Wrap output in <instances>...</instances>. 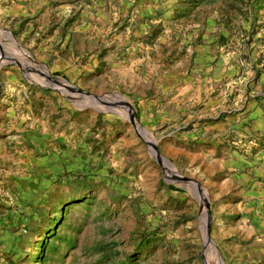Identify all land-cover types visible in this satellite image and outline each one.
Instances as JSON below:
<instances>
[{
	"label": "rangeland",
	"instance_id": "374dc122",
	"mask_svg": "<svg viewBox=\"0 0 264 264\" xmlns=\"http://www.w3.org/2000/svg\"><path fill=\"white\" fill-rule=\"evenodd\" d=\"M36 1L103 32L51 42L36 26L57 11ZM102 1L0 0V264H40L48 238L44 264H264L243 215L264 160V0ZM186 51L216 86L156 105L138 78L157 86Z\"/></svg>",
	"mask_w": 264,
	"mask_h": 264
},
{
	"label": "crops",
	"instance_id": "0c3cea01",
	"mask_svg": "<svg viewBox=\"0 0 264 264\" xmlns=\"http://www.w3.org/2000/svg\"><path fill=\"white\" fill-rule=\"evenodd\" d=\"M143 3V0H138ZM159 0H144L143 5H148L149 7L152 5V8L158 9V8H166L169 4L167 1L160 2V4H156ZM102 2L105 3V0ZM132 2V1H131ZM146 2H149V4H146ZM35 4H41L40 6L43 8L44 11H47L50 15L51 13H55V10L57 11L55 14L57 15L56 19L53 20H46L42 18L41 22L36 26L39 30H47L48 26L50 27L49 31V37L48 40L51 42L54 41H60L64 42V45L66 42H72L74 41L73 46L75 48H78L76 41L80 38V35L82 34L84 37L88 38H95L98 37V35L103 32V26L101 27L97 26L99 20L96 19L95 25L90 27L86 32L81 33L82 31V25L80 26L77 23V21H72V23H67L66 18V11L67 7L63 8V4H59L58 6L50 5L49 3L36 1ZM140 6V4H139ZM37 12H33V15L35 16ZM52 17V16H51ZM91 19H93V16H91ZM159 19L158 21H160ZM44 27V29H42ZM71 47V46H70ZM177 54L174 56V59L171 60V63L169 64L171 66V69L173 70L172 73L168 72L162 76H160V83L155 86L156 84H151L149 80L138 78L139 81H143L142 87L146 91L147 97H150L151 100L156 104H164V103H171L175 104L176 106L182 105L185 102H195L200 100V94L202 92V87L205 86L207 90L210 91V89H213L216 86V83L218 81L217 78H213L212 84L209 85V81L207 80V83H203V74L205 73L201 69V65H196L195 63L192 65L190 62V59H193L195 62L197 59L192 58L190 51H186L185 54L183 52H176ZM73 55V51L69 55V57ZM209 56H207L208 58ZM199 61V60H198ZM125 62V60H124ZM134 62L131 63V65ZM134 65V64H133ZM132 69V67H130ZM216 73L214 72L210 73V77L213 75L216 77L222 72V67L219 66L216 68H213ZM219 69V70H218ZM220 76V75H219ZM146 78V77H145ZM208 78V77H207ZM147 79V78H146ZM175 81L176 85H171L168 81ZM198 81V82H197ZM206 81V80H205ZM168 82V83H166ZM213 87V88H211ZM217 146L216 143L214 145ZM256 158L260 157V154H257L255 156ZM234 157H232V160ZM262 162H260L261 164ZM255 172H257L260 177H256L254 180L251 181L252 190H250L252 197V203L249 204L247 207L248 209L243 212L244 216H247L248 220H252V225L254 228V231L263 232L264 231V160L263 163L260 166H256L254 168ZM261 179V180H259ZM246 181V179H244Z\"/></svg>",
	"mask_w": 264,
	"mask_h": 264
},
{
	"label": "water",
	"instance_id": "95a60500",
	"mask_svg": "<svg viewBox=\"0 0 264 264\" xmlns=\"http://www.w3.org/2000/svg\"><path fill=\"white\" fill-rule=\"evenodd\" d=\"M6 32H8V33L12 36V38H15V35H14L13 32H9V31H6ZM28 56L30 57V55H28ZM73 87H74V89H76L78 92H80V93H82V94H87V95H88V93H87L86 91H84V90H82V89H80V88H78V87H76V86H73ZM96 98L99 100V102H105V100H104L103 97H101V96H97ZM125 105L129 106V108L131 109V104H125ZM154 153H155V156L157 157V159L159 160V162H160L161 164H163V162H162V158H164V157H161V156L159 155V153H158V151L156 150V148H154ZM168 162H169V161H168ZM172 176H174V177H176V178H178V179H180V180H188L189 182H191V183L195 186V188H196L197 190H199V189L202 188L201 184H200L199 182H197L196 180L192 179V178L185 177V176H183V175H181V174H178V173H174V174H172ZM205 233H206L205 244H207L208 241L211 242V239H210V220H209V216H208V222L206 223Z\"/></svg>",
	"mask_w": 264,
	"mask_h": 264
},
{
	"label": "trees",
	"instance_id": "16d2710c",
	"mask_svg": "<svg viewBox=\"0 0 264 264\" xmlns=\"http://www.w3.org/2000/svg\"><path fill=\"white\" fill-rule=\"evenodd\" d=\"M170 187L173 188V186H170ZM48 223L49 224L47 225V227H45V231L44 232L52 233V231H50L48 229H49V227L51 225H56V221H54V219H53V220H49ZM49 239L50 238H48L46 241H49ZM46 241L43 244L42 243L39 244L40 245V250H39L38 256H36V260L35 261H38L40 264H44L47 261V259H48V253H49L47 251L48 248H46V246L44 245L46 243ZM46 245H48V244H46ZM50 249H51V252L52 251H56V249L54 247H52Z\"/></svg>",
	"mask_w": 264,
	"mask_h": 264
},
{
	"label": "built area",
	"instance_id": "2783aa9c",
	"mask_svg": "<svg viewBox=\"0 0 264 264\" xmlns=\"http://www.w3.org/2000/svg\"><path fill=\"white\" fill-rule=\"evenodd\" d=\"M249 144H255V140H254V139H251V140L249 141Z\"/></svg>",
	"mask_w": 264,
	"mask_h": 264
},
{
	"label": "bare ground",
	"instance_id": "6f19581e",
	"mask_svg": "<svg viewBox=\"0 0 264 264\" xmlns=\"http://www.w3.org/2000/svg\"><path fill=\"white\" fill-rule=\"evenodd\" d=\"M80 94H82V93H80ZM131 117V116H130Z\"/></svg>",
	"mask_w": 264,
	"mask_h": 264
}]
</instances>
